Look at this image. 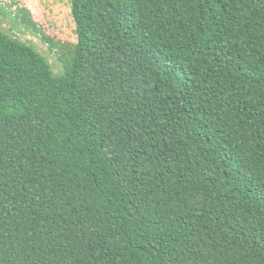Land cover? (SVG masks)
Listing matches in <instances>:
<instances>
[{"label":"trees","instance_id":"trees-1","mask_svg":"<svg viewBox=\"0 0 264 264\" xmlns=\"http://www.w3.org/2000/svg\"><path fill=\"white\" fill-rule=\"evenodd\" d=\"M55 75L0 29V264H264V0H71Z\"/></svg>","mask_w":264,"mask_h":264},{"label":"rangeland","instance_id":"rangeland-1","mask_svg":"<svg viewBox=\"0 0 264 264\" xmlns=\"http://www.w3.org/2000/svg\"><path fill=\"white\" fill-rule=\"evenodd\" d=\"M0 29L34 46L55 75L63 73L77 43L71 0H0Z\"/></svg>","mask_w":264,"mask_h":264}]
</instances>
